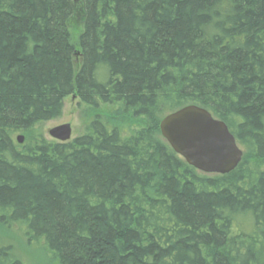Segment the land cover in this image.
I'll list each match as a JSON object with an SVG mask.
<instances>
[{"label":"trees","instance_id":"1","mask_svg":"<svg viewBox=\"0 0 264 264\" xmlns=\"http://www.w3.org/2000/svg\"><path fill=\"white\" fill-rule=\"evenodd\" d=\"M68 96L93 116L49 142L35 129ZM189 105L242 149L230 173L162 139L160 119ZM9 223L57 264H264V0H0ZM9 251L0 264H22Z\"/></svg>","mask_w":264,"mask_h":264},{"label":"water","instance_id":"2","mask_svg":"<svg viewBox=\"0 0 264 264\" xmlns=\"http://www.w3.org/2000/svg\"><path fill=\"white\" fill-rule=\"evenodd\" d=\"M159 132L170 149L188 166L206 175H225L240 163L242 151L224 122L194 105L178 109L163 117ZM52 140L70 141V126L61 125L48 131ZM17 144L23 137L16 138Z\"/></svg>","mask_w":264,"mask_h":264},{"label":"rangeland","instance_id":"3","mask_svg":"<svg viewBox=\"0 0 264 264\" xmlns=\"http://www.w3.org/2000/svg\"><path fill=\"white\" fill-rule=\"evenodd\" d=\"M92 116L93 114L90 111L79 106L77 98L68 96L63 101L61 116L37 126L35 132L39 133L40 136L49 142H56L49 137L48 131L68 124L71 129L70 141H72L84 133ZM124 128L121 125V129L124 130ZM18 136H22L24 142V136L20 134ZM238 148L240 149V147ZM240 150L242 151V149ZM24 227V225L17 223L0 225V248L8 247L10 249V256L13 259L19 260L22 264H57L50 253L45 250L42 240L36 241L34 238L25 236Z\"/></svg>","mask_w":264,"mask_h":264}]
</instances>
